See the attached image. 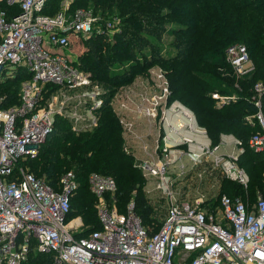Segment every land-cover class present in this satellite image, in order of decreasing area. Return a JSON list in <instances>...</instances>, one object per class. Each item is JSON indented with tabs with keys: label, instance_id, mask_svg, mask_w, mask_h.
<instances>
[{
	"label": "built area",
	"instance_id": "1",
	"mask_svg": "<svg viewBox=\"0 0 264 264\" xmlns=\"http://www.w3.org/2000/svg\"><path fill=\"white\" fill-rule=\"evenodd\" d=\"M46 2L0 0V4L17 9L9 14L0 8V83L13 78L20 68L30 76L21 83L17 104L4 108L5 97L0 98V264H28L30 256L38 254L47 260L37 264H264L263 198L243 202L222 195L215 208L176 198L177 171L189 173L193 167L207 163L211 170L220 169L225 178L244 189L248 176L237 164L243 152L240 140H232L236 153L224 154L221 148L228 143H195L193 137H205L206 132L186 107L169 103V83L160 68L153 69L152 86L122 87L109 106L124 141L135 143V150L143 156L137 159L136 168L154 180V189L166 202L164 217L154 231L142 224L133 202L120 212L114 199L103 198H114L115 181L91 173L87 185L98 199L95 208L100 229L80 236L81 218L68 220L72 199L79 189L75 174L65 173L53 187L36 178L24 163L38 156L58 116L69 119L76 134L97 127L105 90L65 52L73 38L111 35L115 28L112 22L101 28L83 10L70 17L64 11L44 15ZM244 51L228 59L235 75L245 73L239 66ZM46 86H53L50 102L42 94ZM69 92L80 93L87 105L86 117L76 112L63 114ZM263 92L264 84L253 86L252 103L256 108ZM212 98L220 101L217 96ZM175 116L184 121L182 126H175ZM256 118L262 131L252 134L246 145L264 156V121L259 113ZM135 119L142 121L140 129H157L151 133V149L139 135ZM184 157L188 162L178 165ZM170 166L173 174L168 173Z\"/></svg>",
	"mask_w": 264,
	"mask_h": 264
},
{
	"label": "trees",
	"instance_id": "2",
	"mask_svg": "<svg viewBox=\"0 0 264 264\" xmlns=\"http://www.w3.org/2000/svg\"><path fill=\"white\" fill-rule=\"evenodd\" d=\"M80 1L81 7L90 4L94 14L99 11L100 17L110 15L113 16L112 19L118 18L120 21V28H116L111 36L105 33L88 39V52L80 59L84 70L90 72L93 80L105 90L102 96L103 106L98 110V125L90 132L76 134L70 131L61 138L59 132L55 134L57 129L54 131V123L53 131L46 139L47 144L41 145L44 151L41 153L39 149L34 160L24 163L27 165L33 162V173L29 172L53 187L72 167L75 168L73 173L78 182L85 181V186H79L78 189L84 193L78 196V200L74 196L68 216V220L81 218L86 230L80 236L100 229L95 197L87 185L91 172L89 170H96L93 173L115 181L117 191L114 200L120 212H125L126 205L133 200L134 212L142 224L149 227L148 224L152 223L151 208L141 190L144 179L140 170L135 167L132 156L125 152L122 130L109 102L120 87L129 85L139 75L147 74L154 66L164 68L166 72L171 91L169 103L179 101L192 111L198 125L206 129L212 145L219 142L221 134L233 135L242 142L244 152L238 165L246 173L255 169L250 190L264 195V156L254 153L246 145L252 134L262 131L256 115L253 116L252 123L246 118L257 113L250 100L253 97V86L258 82L264 84V0H230V15H223V12L208 4L210 0H75L69 5L68 13ZM56 2L57 0H47L42 13L54 16L61 12L57 11ZM0 8L9 14L17 12L16 8H9L4 4H0ZM167 19L179 22L177 27L171 28L172 35L176 38L173 44L174 54L164 56L153 50L150 55L141 51L138 57L137 50H141L143 45L150 48L152 46L147 35L156 38L166 32ZM112 21L107 20L102 25L98 21L96 24L104 28L106 23ZM236 26H245L246 31L240 33ZM236 43L243 45L255 69L253 75L246 78H236L226 60L228 49ZM116 62L131 64L126 72L111 76L109 70ZM88 64H92L94 70ZM80 65L77 66L82 69ZM29 78L26 70L20 68L13 78L0 84L5 86L9 83L20 88L21 83ZM217 84H225L226 89L234 92L237 90L241 97L217 107L211 95ZM219 90L220 93L224 92L223 89ZM262 97L264 115V94ZM17 103L18 95L16 97L13 92L6 95L2 107ZM153 230L156 231L157 228ZM45 260V256L31 255L28 264L42 263Z\"/></svg>",
	"mask_w": 264,
	"mask_h": 264
},
{
	"label": "rangeland",
	"instance_id": "3",
	"mask_svg": "<svg viewBox=\"0 0 264 264\" xmlns=\"http://www.w3.org/2000/svg\"><path fill=\"white\" fill-rule=\"evenodd\" d=\"M74 1L75 0H57V2H56L57 3V11H64L66 16L70 17V16H73L77 10H83L86 14L92 16V18H95L97 20V22L99 21L100 22L99 25H102L107 20H113L112 23L114 24L115 30H116V28H120L119 27L120 21L118 18L112 19L113 16H110V15L109 16L105 15L103 17H100V15H99L100 12L97 11V13L94 14V12L91 10L92 8L90 7L91 6L90 4L87 7H81L82 6L81 1L79 2V4L77 3L75 6H72V12L66 13V12H68L69 5ZM82 3H83V1H82ZM208 4L213 5L214 7H216V9L223 12L224 13L223 15H225L226 13H228L230 15V12H231L230 8L232 7V3L230 0L225 1V2H222L221 0H210V1H208ZM75 9H76V11H74ZM115 17H118V16L115 15ZM166 22H167V25H166V32L165 33H162L159 37H156V38L153 35L152 36L147 35L148 40L150 41V44H152V46L150 48L149 46L143 45L141 50L140 49L137 50V52H138L137 56L138 57H140L141 51L143 52V54H146V55H150L151 52H153V50H154V52L161 53V55H164V56H172L174 54L175 51H174L173 44H174L176 38L172 35L171 28L177 27L179 22L176 19H167ZM236 29L240 33L246 31L245 26H242V27L236 26ZM109 36H111V35H109ZM87 41H88V39L73 38L70 42L69 49L65 52L68 56H70L72 58L73 61H75L77 63V65L81 64L80 59L82 57H84L88 52V46H86ZM241 49L244 50L243 45H240L239 43H236V45L234 47L228 49V52L226 55V60L230 66H231V63H229V60L232 59V54L236 53V56H237V54L240 52ZM230 50H232L231 53H229ZM243 57H244V60L240 63L239 66L242 68L241 71H245V73L244 74L236 73V78H241V77L246 78L248 76L253 75V73L255 71L252 60L249 59L250 57L248 58L246 51H244ZM130 64H131L130 62H123V63L116 62L114 65L111 66V68L109 70V74H111V76L120 75L123 72H126V70L129 68ZM88 66H91L92 70H94V66H92V64H88ZM81 68L83 71H85L83 66H81ZM155 68H160L162 71H164L163 70L164 68H161L159 66H154L151 69H149V70H151V73L139 75L129 85L122 86V87L127 88L129 86H133L135 88H137V87L142 88V86H144L146 88H149L150 86L153 85V80H155V76L153 73ZM232 70H233V68H232ZM85 72L90 73L88 71H85ZM165 74H166V72H165ZM91 76H92V74H91ZM222 76H223V74L221 75V77ZM166 80L168 82L167 76H166ZM258 83H260V82H258ZM0 85L2 86V87H0V98L6 97V95H9L13 92L15 93L16 97L18 95V98H19L21 85H20V88L18 85H13V84H9V83L5 84V86H4V84H0ZM122 87H120V88H122ZM225 87H226L225 84H223V85L217 84L216 89L211 92L212 96H217V98L220 99V101L216 100L217 107L222 106V104H224V103H228L230 101H235L241 97V95L237 92V90H236V92H234V91L226 89ZM235 87L237 88L238 85L236 84ZM50 88H51V86H46L42 90L43 97L47 98L48 102H50V99H51ZM120 88L117 91L121 90ZM169 88H170V86H169ZM219 89H221V90L223 89L224 92H221L222 93L221 94L219 92L220 91ZM54 90H56V89H54ZM57 92H58V90H56L55 94ZM57 94L60 95L59 92ZM67 94H69V95H68L67 99L65 98L66 103H64V105H66L67 107H66L65 112L63 114L68 116L69 114L76 112L81 117H86L88 114L86 113V110H84V107H86L87 105H85L81 101L82 98L80 97V93L69 92V93H66V95ZM262 94H264V92ZM262 98L263 97L261 96L260 106L258 108H255L253 106L256 109L257 113L254 115L250 114V116H247L249 123H252L253 116L257 115L258 113L261 115V117L264 121V115L262 113ZM250 100H252V98H250ZM78 102H81V105H78ZM174 102L181 105V103L179 101H174ZM190 112L192 113V111H190ZM193 116H194V114H193ZM65 118L66 117L58 116L56 119V122H55L54 131L57 129L55 134L59 132V135L60 136L62 135L61 138L65 134L69 133L70 131L74 132L73 127L69 123V119H67V118L65 119ZM62 121H64V122H62ZM135 123L137 125V131H138L139 135L142 136V138H144L146 140L145 144L148 147V149H151L152 148L151 133L154 132V129H155V133H156L157 129L155 127H153V128L145 127L143 129H140L142 121L135 119ZM200 127H202V126H200ZM75 128H77V127H75ZM202 128L205 130V132H207L204 127H202ZM252 133H254V131ZM53 135H54V133H53ZM148 135H149V137H148ZM51 138L52 137H50V139ZM47 142L48 141H45L42 145H44V144L46 145ZM53 143L55 144V142H53ZM55 146H56V144H55ZM129 146H132V147H130V149H129ZM135 146H136L135 143L124 141L125 149L128 148V150H129V152H126V154H129L130 156H132V158L134 159V164L136 165L137 159H141V158H143V156L139 150H138V152L135 150ZM49 147H50V145H49ZM40 150H41V153H42V151H44V149L42 147H40ZM40 150H39V152H40ZM181 157L182 156H180L179 158H181ZM179 158H178V160H179ZM36 161L38 162V160H36ZM187 162H188V158L184 157L183 160H181L178 163V165L186 164ZM240 162L242 163V160ZM32 163H29L27 165L25 164V166L27 167L28 171L33 173V167L34 166L31 165ZM171 167L172 166H170L168 173L173 174L171 170H174V168L171 169ZM248 168H249V166H248ZM74 169L75 168L72 167V168L68 169V171H66L65 173L73 172ZM176 169L181 170V167L176 168ZM89 171H91L92 173H93V171L97 172L96 170H89ZM91 172H90V174H91ZM254 173H255V169H251L250 173H246L248 176L249 186L247 185L248 188L244 189V188H241L240 186H238L236 183L225 178V176L220 171V169L219 170H211L210 165L207 163H205L203 165V167H193V169H191L189 171V173L183 174V173H180L177 171V173H176L177 180L174 184V188L176 189V191L178 193V196H176V198L178 197V199L188 201L190 203H195L196 201L203 202V205H206V206L209 205L211 208L217 207L219 198L222 195H227L231 198H240L242 201L244 200V201L254 202L258 198H264V195H262V193H259L258 191L250 190V187H252V181H254V177H253ZM140 174H141L142 178L144 179V184L141 187L142 188L141 190L144 194V198L146 200L147 205L151 208L150 219L152 220V223H150L148 225L153 230V228L159 227V225H160V223L164 217L165 210H166L167 206H166L165 200L160 199L159 194L154 189V180L149 178V177L143 176V173L141 171H140ZM199 174L202 175L201 178L198 177ZM38 177L42 178L41 176H38ZM82 181L79 183V186H85V181H83V182ZM263 192H264V190H263ZM83 193H84V191L78 190L75 194V200H78L79 199L78 196L83 194ZM103 198L106 201H110V200L114 199L109 195L103 196ZM97 202H98V199L95 198V205L97 204ZM130 202H133V204H134L133 200H131ZM116 207H117V205H116ZM82 229H83V231L86 230V227L84 226V224H83Z\"/></svg>",
	"mask_w": 264,
	"mask_h": 264
},
{
	"label": "crops",
	"instance_id": "4",
	"mask_svg": "<svg viewBox=\"0 0 264 264\" xmlns=\"http://www.w3.org/2000/svg\"><path fill=\"white\" fill-rule=\"evenodd\" d=\"M172 121L175 122V126H182V124L184 122L180 116H175L174 118H172ZM193 139H195V143H200L203 145L212 144L210 137L207 135V132H206L205 137H202V138L193 137ZM233 139H236V138L230 134H221L219 136V139H218L219 142L218 143H220V142L228 143V146L221 148V152L223 154L224 153H231V152L236 153L237 149L234 146V143L232 141ZM237 140H239V139H237ZM190 148L193 149L194 146H190ZM243 152H244V149H243ZM243 152L239 155L238 160H239L240 156L243 154ZM237 164H238V161H237Z\"/></svg>",
	"mask_w": 264,
	"mask_h": 264
}]
</instances>
